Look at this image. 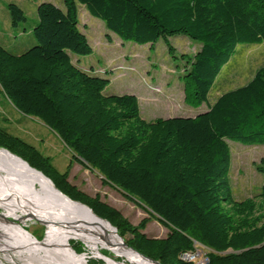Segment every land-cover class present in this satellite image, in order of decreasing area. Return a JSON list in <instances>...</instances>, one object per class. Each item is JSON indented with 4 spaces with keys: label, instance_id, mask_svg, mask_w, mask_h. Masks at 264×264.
I'll use <instances>...</instances> for the list:
<instances>
[{
    "label": "trees",
    "instance_id": "obj_1",
    "mask_svg": "<svg viewBox=\"0 0 264 264\" xmlns=\"http://www.w3.org/2000/svg\"><path fill=\"white\" fill-rule=\"evenodd\" d=\"M60 2L41 0L31 23L23 9L7 5L13 32L31 29L32 43L21 53L0 45V96L46 126L103 184L145 208L167 236L148 238L143 231L149 218L130 224L99 196L72 185L69 170L59 172L51 158L2 127L0 149L41 172L71 201L128 236V247L160 264H196L184 256L195 255L197 246L208 251L204 264H264V182L259 204L233 198L227 143L264 145V66L246 85L208 102L236 46L264 44V0ZM79 4L124 42L153 46L162 39L173 58L169 38L185 36L199 44L181 81L184 103L205 110L147 122L136 96L107 94L109 80L72 61L73 55L92 54L78 26ZM259 172L264 175V164ZM70 246L82 253L78 242Z\"/></svg>",
    "mask_w": 264,
    "mask_h": 264
},
{
    "label": "rangeland",
    "instance_id": "obj_2",
    "mask_svg": "<svg viewBox=\"0 0 264 264\" xmlns=\"http://www.w3.org/2000/svg\"><path fill=\"white\" fill-rule=\"evenodd\" d=\"M38 1L0 0L1 40L11 43L12 38L16 36L14 32L11 34L7 5L13 3L19 6L28 18L27 23H31L34 16L36 18L35 5L41 0ZM45 1L57 4L62 0ZM78 22L80 31L86 36L92 48V54L84 57L73 55L72 61L86 71L92 70L95 74L109 80L105 90L107 94L136 96L143 120L148 122L173 117H191L205 110L206 105L195 109L184 103V88L181 81L186 60L199 50V44L185 36L169 38V44L174 48L176 55V58H173L168 54L167 46L162 39L153 46L137 45L120 40L115 34L106 30L101 20L92 17L80 4L78 5ZM262 66H264V44L236 46L234 55L221 68L210 89L208 102H214L219 94L246 85L255 74L254 72ZM0 127L35 147L44 156L51 158L53 166L59 172L69 170V182L72 185L90 197L99 196L101 201L119 211L130 224L137 226L142 219L149 218L150 222L143 231L148 238L163 239L167 236L168 230L157 220L150 218L145 208L129 200L121 191L103 184L102 177L96 171L85 169L73 159L71 153L53 132L38 120L20 115L1 96ZM227 143L230 154L228 179L233 198L236 201L253 199L259 204V195L264 182V175L259 172V167L264 164V145H244L230 141ZM240 159L242 161H239ZM3 174L4 172H0V175ZM5 213H7L6 210L0 207L2 222H4L2 216ZM16 215L15 217L7 215L6 220L15 222L37 242L43 244L47 237V227L36 220L25 219L21 212H16ZM13 218L17 221H13ZM2 239L0 232V264H24L25 260L29 261L25 258L26 255L16 253L12 247L6 246ZM122 239L126 243L129 237ZM72 242H78L82 246V253L77 255L86 256V264L91 262L105 264L103 257H110L117 263L129 264L125 259L108 250L94 251L79 239H71L69 246ZM4 247L7 248L6 251L3 250ZM207 252L206 249L197 246L195 255L201 257L195 261L196 264L206 263L204 255ZM97 253L103 257L100 258Z\"/></svg>",
    "mask_w": 264,
    "mask_h": 264
},
{
    "label": "bare ground",
    "instance_id": "obj_3",
    "mask_svg": "<svg viewBox=\"0 0 264 264\" xmlns=\"http://www.w3.org/2000/svg\"><path fill=\"white\" fill-rule=\"evenodd\" d=\"M0 172H4L0 175V207L8 213L2 216L4 222L0 221L2 240L14 252L26 255L29 261L24 264H86V256L71 250V239L83 241L94 251L108 250L129 264H153L130 250L111 225L61 196L40 174L1 150ZM16 212L25 219L44 223L47 237L43 244L18 224L6 221L7 215L15 217ZM104 260L105 264H125L110 257Z\"/></svg>",
    "mask_w": 264,
    "mask_h": 264
},
{
    "label": "crops",
    "instance_id": "obj_4",
    "mask_svg": "<svg viewBox=\"0 0 264 264\" xmlns=\"http://www.w3.org/2000/svg\"><path fill=\"white\" fill-rule=\"evenodd\" d=\"M60 4H61V2L59 1L56 5L60 6ZM36 6H37V4L35 5V12H36ZM33 21L34 22L36 21L35 16H34ZM10 28L12 29L11 25H10ZM15 30L17 33H16V36H14L15 38L14 37L12 38L11 43H5L3 40L0 39V45L4 46L5 48H7L9 50L14 51L15 53H21L32 43L31 39H30L31 38V33H30L31 29L28 28V32L25 29H23V30L22 29H20V30L15 29ZM11 34H13V30L11 31ZM24 40H26V41H24Z\"/></svg>",
    "mask_w": 264,
    "mask_h": 264
},
{
    "label": "water",
    "instance_id": "obj_5",
    "mask_svg": "<svg viewBox=\"0 0 264 264\" xmlns=\"http://www.w3.org/2000/svg\"><path fill=\"white\" fill-rule=\"evenodd\" d=\"M0 150L3 151V152H6V153L9 154L10 156H12V157L18 159L19 161L25 163V164H26L31 170H33L34 172L40 174L45 180H47V181L52 185V187H54V189H55V190H56L61 196H63L64 198L68 199L69 201H71L68 197H66L64 194H62L60 191H58V190L55 188V186L53 185V183H52L48 178H46L41 172H39V171H37V170L31 168L26 162H24L22 159L18 158L17 156L11 154L9 151H7V150H5V149H0ZM71 202H72V203H75V204H78V205H80V206H82V207H85V208L88 209L90 212H92L91 209H89L87 206H85V205H83V204H81V203L74 202V201H71ZM92 213H93V212H92ZM93 214H94V213H93ZM1 216H2V215H1ZM94 216H96V215L94 214ZM96 217H97V216H96ZM97 218H98L99 220L105 221L106 223H108V224L110 225V223H109L108 221L103 220V219H101V218H99V217H97ZM14 220L17 221L16 219L13 218V221H14ZM21 220H23V219L21 218ZM6 221L9 222V223H12V224H16L15 222H12V221H8V220H6ZM36 222H38V223L41 224V225H44V223L41 222V221H37V220H36ZM112 228L117 232L116 228H114L113 226H112ZM126 245H127V244H126ZM129 248H130V247H129ZM130 250H132L133 252H135L136 254H138V255L141 256L142 258H144V259L150 261V262L153 263V264H160V263L157 262V261H154V260H152V259H149V258L145 257L144 255L138 253L136 250H134V249H132V248H130ZM102 257H103V256H102ZM103 258H104V257H103Z\"/></svg>",
    "mask_w": 264,
    "mask_h": 264
},
{
    "label": "built area",
    "instance_id": "obj_6",
    "mask_svg": "<svg viewBox=\"0 0 264 264\" xmlns=\"http://www.w3.org/2000/svg\"><path fill=\"white\" fill-rule=\"evenodd\" d=\"M1 245V244H0ZM3 247V246H2ZM5 249H7L6 247L3 248L4 251H6ZM1 251V248H0ZM186 259H189V261H196L198 258H200L201 256H196V255H185L184 256ZM205 257V255H204ZM200 264V263H199Z\"/></svg>",
    "mask_w": 264,
    "mask_h": 264
}]
</instances>
